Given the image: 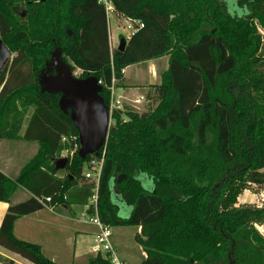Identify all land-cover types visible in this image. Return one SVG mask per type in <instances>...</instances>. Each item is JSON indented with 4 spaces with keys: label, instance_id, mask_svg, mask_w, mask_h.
<instances>
[{
    "label": "trees",
    "instance_id": "16d2710c",
    "mask_svg": "<svg viewBox=\"0 0 264 264\" xmlns=\"http://www.w3.org/2000/svg\"><path fill=\"white\" fill-rule=\"evenodd\" d=\"M106 4L137 28L120 55L110 49ZM259 29L264 0H0V38L14 53L0 70V138L19 137L31 106L20 138L39 145L14 181L0 172V201L9 202L17 185L33 194L8 207L0 246L34 264H59L40 245L16 238L14 223L43 208L39 197L88 204L93 184L84 167L104 151L98 215L107 226L140 227L141 264H264V236L256 227L264 207L236 206L250 185L264 186ZM53 51L71 72L81 70L80 79L97 80L108 111L125 67L167 55L161 82L147 94L158 104L141 114L113 108L103 146L81 155L79 130L60 107L61 93L40 83ZM66 141L77 149L58 178L53 160ZM114 194L128 206L127 216L119 215ZM88 264L111 262L97 254Z\"/></svg>",
    "mask_w": 264,
    "mask_h": 264
},
{
    "label": "rangeland",
    "instance_id": "374dc122",
    "mask_svg": "<svg viewBox=\"0 0 264 264\" xmlns=\"http://www.w3.org/2000/svg\"><path fill=\"white\" fill-rule=\"evenodd\" d=\"M108 11L110 31L114 41L116 40L113 49H117L121 36L128 39L129 30L124 31V28L126 25H131V23L129 22V24L123 18L116 17L111 7ZM259 32L261 36L264 37V29H259ZM54 52L55 51H53V53ZM51 62V65L43 70L40 82L42 88L45 90L63 92L60 97V107L62 109L67 110L68 102L70 101L66 94L68 86L73 92L79 95L82 93L84 94L86 90L94 91L98 86L94 77H88L86 79L73 77L70 84H67L68 78L63 73V70L59 69L56 71V66H54L53 61ZM261 70L264 72V66L261 67ZM150 91L153 90L149 88V92ZM157 104L158 102L156 100L145 99L138 109L131 107L128 111H133L138 114L147 113L152 111ZM69 110L73 112V116L78 119L76 113L72 111L71 108H69ZM123 119L126 120V117L124 116ZM111 123L112 121L110 119V125ZM67 142L68 141H66V148H64L60 154V158L72 156L77 149L76 145H74L72 149H69ZM61 174L63 175V172H61ZM86 181L91 183L88 179ZM259 188L260 187L250 185L247 194L251 196L254 194L256 196ZM254 199L253 197V200ZM114 201L119 208V215L122 217L127 216L129 208L123 203L120 196L114 194ZM255 201L256 200L250 204L255 206ZM42 212L41 219L34 222L35 227H37V235L34 237L36 241H33L40 244L42 253L59 264H88V259L97 254L94 240L98 233V229L91 224L85 225L76 220L80 218L82 213L86 212L85 205H74L69 208L61 207L59 212L56 211V213L61 216L51 215L46 210ZM258 226H260V224H258ZM109 228L111 233L109 240L114 248L117 260L124 264H141L145 258V253L142 247L135 241V235L140 231V227L131 225L109 226ZM262 233L261 234L264 235V229H262ZM101 254L103 255L102 252ZM0 264H6V262Z\"/></svg>",
    "mask_w": 264,
    "mask_h": 264
},
{
    "label": "crops",
    "instance_id": "0c3cea01",
    "mask_svg": "<svg viewBox=\"0 0 264 264\" xmlns=\"http://www.w3.org/2000/svg\"><path fill=\"white\" fill-rule=\"evenodd\" d=\"M108 10L109 9H107L108 35H109L110 49L112 50L116 40L114 41V38L110 31ZM124 20L127 21V23L130 22L129 19H124ZM129 26H132V29L129 28ZM133 27H134L133 25H126V27L124 28V31L129 30L127 38H129L133 34L134 31ZM262 45L264 47V39ZM13 56L14 53H11V58ZM167 67H168L167 55L162 56L160 58L151 59L143 63L133 64L125 67L123 69V78L121 79V81L118 82L116 86L112 87L111 89L112 96L110 98V103H112V105L115 108L120 109L122 111H128L131 107L138 109V107L141 106L143 101L145 99H148L147 94L149 92V86L157 85L161 82V74L167 69ZM80 74H81V70L77 67H74V70L72 71V76L79 77ZM40 81H41V77H40ZM32 112H33V107L31 106L28 107L22 121V126L20 128L18 138H10V137L0 138V172L13 181L18 177L23 166L37 154L39 148L37 142L26 141L20 138L24 134L26 125L28 123V120ZM61 172L62 170L57 171L55 173V176L58 178L63 177L64 172L63 175L61 174ZM37 185L38 184L36 182L33 183V186L41 191L43 187ZM247 191L248 189H245L238 196L236 206L243 204H250L253 203L254 200H256V196L254 194H252V196L247 194ZM32 195L33 194L28 189L22 187L21 185H17L13 189L10 195L9 202L0 201V225L10 205L20 203L28 199ZM253 197L255 198L254 200ZM49 205L51 206V210L43 206V208L40 210H37L28 215L18 217L14 223L13 235L20 240L36 243L33 242L36 241L34 237H36L37 235L36 234L37 227H35L34 222L41 219L43 213L42 211L46 210L51 215L61 216L60 214L56 213V211L59 212L61 210V207L69 208L71 206H74V205L66 206L60 203H54V204L49 203ZM76 220L82 223L79 220V218H77ZM256 226L258 230L262 233V229H264V222L260 224V226L258 225ZM96 255L97 254L91 257H94ZM0 257H1L0 263L6 262L7 264L8 261H12L13 264L31 263L30 261L22 258L20 255L11 252L9 250H6L1 246H0ZM51 260L56 262L53 259Z\"/></svg>",
    "mask_w": 264,
    "mask_h": 264
},
{
    "label": "water",
    "instance_id": "95a60500",
    "mask_svg": "<svg viewBox=\"0 0 264 264\" xmlns=\"http://www.w3.org/2000/svg\"><path fill=\"white\" fill-rule=\"evenodd\" d=\"M126 44L127 39L124 37L120 38L116 51L118 55H120L124 51ZM10 58L11 51L0 38V70L9 61ZM51 61H53L54 66H56V71H58L59 69L63 70V73L68 78L67 84H70V81L73 78L72 72L70 71L66 63L60 59L57 52L53 53ZM51 61L46 64V67L51 65ZM42 74L43 72L41 73V75ZM67 88L68 89L66 94L70 99V101L68 102L67 110L71 108V110L76 113V116L78 118L76 119L73 116V112H70V115L76 122L79 130V140L81 144L79 153L81 155L95 154L105 143L110 127V117L108 108L104 104L102 98L98 95L99 85L94 91L86 90L84 94L82 93L81 95L73 92L69 88V86ZM50 92H60L61 94L63 93L62 91ZM53 161L56 166V169L63 170L67 164L68 159L56 158Z\"/></svg>",
    "mask_w": 264,
    "mask_h": 264
},
{
    "label": "built area",
    "instance_id": "2783aa9c",
    "mask_svg": "<svg viewBox=\"0 0 264 264\" xmlns=\"http://www.w3.org/2000/svg\"><path fill=\"white\" fill-rule=\"evenodd\" d=\"M107 9H110V5L106 4ZM131 25L133 22L130 20ZM138 23L139 27H142V23ZM134 26V25H133ZM129 28L132 29V26H129ZM134 31L137 29L133 27ZM100 83V81H99ZM112 96V93H111ZM115 108L112 103H110L109 113H110V119H111V112L112 109ZM103 157H104V151L101 154L100 158L94 157L90 160L89 163H87V166L85 167V170L83 172V175L86 179L90 180L93 184V195L88 201V204L85 205L86 212L82 213L79 220L84 224H91L95 226L98 229V233L95 237V244H96V251L97 254L103 253V257H109L111 264H124L117 260L115 256L114 248L111 245V242L109 240V237L111 235L109 226L105 225L99 218L98 215V209H97V199H98V184L102 169V163H103ZM256 201L255 206L257 208H263L264 207V186L259 188L258 193L256 194ZM38 202L51 210V206L49 205L51 199L50 197H39L37 198ZM92 211V213H90ZM34 264V263H29Z\"/></svg>",
    "mask_w": 264,
    "mask_h": 264
}]
</instances>
